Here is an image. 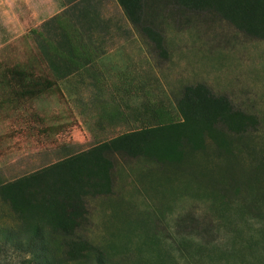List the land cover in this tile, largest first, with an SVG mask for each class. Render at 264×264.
<instances>
[{"label": "rangeland", "instance_id": "1", "mask_svg": "<svg viewBox=\"0 0 264 264\" xmlns=\"http://www.w3.org/2000/svg\"><path fill=\"white\" fill-rule=\"evenodd\" d=\"M45 2L0 0L20 30H3L0 47V186L137 131L154 110L181 120L180 85L193 79L209 81L261 121L247 135L207 134L199 149L179 157L116 156L113 193L88 200L89 222L80 229L90 246L78 255L90 257L68 262L58 243L47 244L50 263L264 264V41L213 15H180L183 28L169 15L163 21L173 34L171 57H152L123 11L107 0L104 15L121 19L129 34L116 31L106 41L96 63L100 89L78 75L23 100L7 83L8 70L51 76L36 42L49 18ZM195 22L206 27L196 31ZM17 222L0 198V229H16ZM28 256L3 248L0 264H34Z\"/></svg>", "mask_w": 264, "mask_h": 264}, {"label": "trees", "instance_id": "2", "mask_svg": "<svg viewBox=\"0 0 264 264\" xmlns=\"http://www.w3.org/2000/svg\"><path fill=\"white\" fill-rule=\"evenodd\" d=\"M103 2L59 0L62 11L41 24L42 35L36 38L51 76L8 70L7 83L16 97L23 100L38 97L61 81L78 75L100 89L96 63L106 54V41L112 38L114 31L129 34L121 19L104 15ZM117 2L152 57L157 55L164 60L171 57L173 34L163 21L169 15L176 22L174 25L181 28L184 23H179L180 15H213L240 35L264 41V0ZM193 26L196 31L206 27L201 22ZM210 44L208 42L206 47ZM196 74L193 73V77ZM222 93V90L215 91L205 79L185 82L180 85L177 99L181 120L173 121L168 112L154 110L149 123L137 131L122 134L0 186V198L10 206L18 221L16 229H0V254L5 248L28 257L34 255V259L30 257L27 262L51 264L50 249L46 245L52 247L58 243L63 248L60 253L65 261L89 258L90 255H78L79 252L84 254L90 246L79 234L80 229L89 222L88 200L113 193L116 156L156 161L179 157L187 148L199 149L204 137L217 130H235L237 134L247 135L259 127L258 115L247 114V107L236 108L231 98Z\"/></svg>", "mask_w": 264, "mask_h": 264}, {"label": "crops", "instance_id": "3", "mask_svg": "<svg viewBox=\"0 0 264 264\" xmlns=\"http://www.w3.org/2000/svg\"><path fill=\"white\" fill-rule=\"evenodd\" d=\"M106 1L107 0H104V2H103L104 5H105ZM110 1H112V3H114V6L120 8V10L122 11L117 0H110ZM59 7H60V9H59ZM61 11H62V7L59 4V0H58V3L55 0H46L45 4L43 5L42 13L43 14L48 13L49 18L43 20V22H45L46 20L55 16L56 14L60 13ZM0 21H1V24H0V47H1L4 40L7 39V34L3 30H6V31L10 32L11 34H16V35L20 34V30H19V24H16L13 22L11 13L8 10H6L5 8H3V5H1V3H0ZM115 32L116 31H114L113 34H115Z\"/></svg>", "mask_w": 264, "mask_h": 264}]
</instances>
